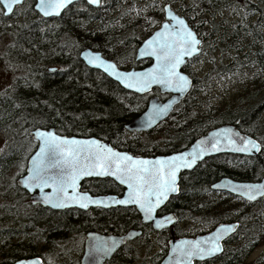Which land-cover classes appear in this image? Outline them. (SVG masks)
<instances>
[{
  "label": "trees",
  "instance_id": "trees-1",
  "mask_svg": "<svg viewBox=\"0 0 264 264\" xmlns=\"http://www.w3.org/2000/svg\"><path fill=\"white\" fill-rule=\"evenodd\" d=\"M102 1L106 2L98 8L79 1L58 18L43 19L32 14L33 1L28 0L22 5L28 7V14L23 13L24 18L11 27L4 25L6 17L0 7V37L9 35L11 39L0 60L16 80L0 94V130L13 131L12 136H18L17 127H21L26 139H29L28 132L36 127L52 128L67 136L95 135L109 139L118 149L139 155L184 149L222 124L235 125L241 133L250 136L261 133L264 137V125L259 120L264 106V99L259 98L264 93V0H245L240 8H236L234 0H178L176 11L203 37L201 54L208 47V40L215 45L212 49L229 52L231 60L215 62L211 73L234 82L233 90L229 88L234 98L232 103L218 108L210 102H202L198 95L200 80L189 69L199 55L183 68L192 79L188 94L153 133L144 136L128 134L124 125L145 110L151 95L161 100L166 95H160L158 90L151 95L127 92L101 72L86 67L79 54L85 48L98 51L123 70L147 66L149 60L135 61V51L163 19L162 6L154 3L148 7L138 0ZM22 6L12 15L21 12ZM228 10H235L233 18L218 19L220 12ZM149 20L156 23L150 24ZM203 25L204 31L200 28ZM52 68L55 71H49ZM10 162L15 163V160L9 154L0 157V175L10 169ZM261 167L264 163L258 158L218 155L197 166L186 183L206 187L222 177L247 181L256 178ZM14 186L12 183L9 188ZM10 202L13 203L8 199L7 203ZM206 206L203 204V209ZM217 209L219 220L244 218L237 235L243 234L248 227V234L252 236L236 240L231 252L226 248L219 258L220 264H243L258 245L254 236L259 231L263 233V229L257 221L247 225L246 206L239 200L219 195ZM9 213L12 215L13 207L9 208ZM76 215L81 216V213L42 209L39 222L29 220L25 224L24 243H14L13 231L6 232L0 227V238L8 240L0 245L6 259L1 264L33 256L48 264L46 258L54 247L64 249L66 246L64 253L71 256L67 251L69 237L81 231L75 224L83 225L84 230L117 232V228L111 226L115 225L111 223V215L104 226L97 220L83 222L84 216L72 217ZM256 264H264V253Z\"/></svg>",
  "mask_w": 264,
  "mask_h": 264
},
{
  "label": "snow or ice",
  "instance_id": "snow-or-ice-1",
  "mask_svg": "<svg viewBox=\"0 0 264 264\" xmlns=\"http://www.w3.org/2000/svg\"><path fill=\"white\" fill-rule=\"evenodd\" d=\"M21 2L22 0H0V5L7 9L4 13L7 15L14 11L13 5ZM71 3L72 0H37L35 7L43 17H50L60 15L61 10ZM87 3L99 4L100 0H87ZM160 11L164 14L165 22L144 41L140 49L142 56L148 55L155 59L156 62L151 68L144 72H119L116 65L101 59L99 54L91 53L86 55L88 63L115 77L125 88L134 89L136 92H145L153 84L184 92L189 84L188 77L178 69L186 63L185 57H193L200 52L201 41L185 19L173 12L170 4L163 5ZM148 23L154 24L156 21L149 20ZM167 108V104L152 105L146 113L145 123H154ZM212 135L213 141L210 143L213 150L221 143L220 136L236 152L248 153L261 148L255 140L240 136L230 128L221 129ZM35 137L39 141V151L32 156L27 167V176L20 183L28 191L39 189L40 199L44 204L56 208L75 204L80 208H87L90 204L105 203L91 198L86 192H77V182L85 176H112L128 188L126 198L116 203L135 204L146 221L153 220V214L168 199V194L177 190V171L180 168H190L199 156L208 151L203 146L204 141H197L191 152L146 160L116 152L95 140H69L50 131L39 130L35 132ZM21 168L23 169V165ZM46 188H50L51 192L46 193ZM230 191L252 201L257 196H264V184H237ZM168 223H171L168 216L155 219V228L163 229ZM233 231L232 226L221 225L208 238L178 241L171 248V254H175L171 264H192L193 258L203 260L215 255L221 251L220 240ZM122 243V240L117 241L112 237H94L87 252L92 258L90 264H100L101 259L111 255L117 245ZM30 264H39V261H31Z\"/></svg>",
  "mask_w": 264,
  "mask_h": 264
},
{
  "label": "flooded vegetation",
  "instance_id": "flooded-vegetation-1",
  "mask_svg": "<svg viewBox=\"0 0 264 264\" xmlns=\"http://www.w3.org/2000/svg\"><path fill=\"white\" fill-rule=\"evenodd\" d=\"M161 124L162 123H159L152 130L145 133H128L125 129L124 130L130 135L137 134L140 136H144L153 133V131ZM74 137L94 138L103 143H108L114 150L127 152L114 147L112 145V142L104 137L95 135ZM193 142L194 141H192V143ZM259 143L262 148L260 154L255 157L246 158L250 160L258 158L264 163V144L261 142ZM32 145L33 151L31 152V154L37 148V143L33 142ZM188 147L180 150H175L173 152L167 151L164 153L151 155H139L130 152L127 153L136 157L154 158L157 156H168L174 153L182 152ZM21 153L22 152H19L18 154L20 155ZM201 163H199L197 166H199ZM197 166L191 171H184L180 173L178 177L176 192L174 194H169L168 199L165 200L164 203L153 214L154 219H159L164 216H168L171 218V223L166 224L163 229H156L151 220L146 221L135 204L128 205L126 207L116 206L107 209L96 207L89 208L88 210H79L77 208H71L69 210L61 211L60 213L65 211H76L77 214L81 213V216H84L83 218H81L83 222L97 220L102 226L109 223L110 220H108V215H111V217L113 218L111 223H115V225L111 226L117 228V232L103 230H84L83 225L75 224L77 229L81 228V231H79L78 234L72 233L71 237H69V244L71 242L72 245L70 244V246L67 247V251L73 257L70 264H81V259L84 254L86 235L88 233H98L106 236H124L131 231L132 233H136V235H134L130 240H127L124 244L120 245L109 258L105 259L102 262V264H160L168 255L170 242L173 239H194L198 236L206 235L220 223H238L236 232L222 242V253L226 248L230 252L233 251L237 243L236 240L252 237L250 234H248V227L246 231L243 232V234L240 233L237 235V233H239L240 226L242 225L241 221H243L244 218H241V220H237L234 218H227L222 220L218 219V198L220 195L222 197L228 196L232 200H239L246 206L244 215L245 218L248 217L247 220L245 219L247 221V225H250L251 223L253 224L254 221H257L259 226L262 227L261 221L262 219L264 220V196H262L255 202H249L238 197L231 196L225 192L211 190V185L219 179L208 184L206 187L203 184L201 185L197 183H186L189 175L197 169ZM24 173L25 170L23 174ZM262 180H264V167L260 168V170L258 171V176L256 178L244 182L257 183ZM194 190L199 192L195 193ZM18 191H20L21 196L15 200L14 204L12 203V215H10L9 213V208L5 207L4 209L7 212L4 213L3 216H0V219L1 217H9L13 220L11 221V223L8 222L4 225V229L6 232L12 230L14 235L16 236L12 240H15L17 237L20 240L21 238L25 240V223L29 220H33L35 223L39 222L41 219V210L44 208H42L40 205L33 206L30 202V195L23 190L18 189ZM77 192H86L90 197L111 196L117 199H121L126 193V188L116 183L111 178H84L79 182ZM16 194H18V192H16L15 195ZM34 194H37V192L35 191ZM2 197L7 198L5 193L2 195ZM9 197L13 199L12 195H8V198ZM203 204L207 205L206 209H203ZM209 205L211 206V209L209 208ZM81 216L76 215L72 217L77 218ZM78 220H80V218ZM74 223H76V221ZM254 223L256 224V222ZM254 237H256V239L258 240V245L252 251H254L260 245L261 240L264 239V233H261V231H259V233ZM5 239V237L0 238L1 245L4 244V242L8 241L7 239ZM69 247L70 249L68 250ZM222 253L218 256H214L203 261H194L193 264H220L222 263V260H220L219 258ZM254 264H256V262Z\"/></svg>",
  "mask_w": 264,
  "mask_h": 264
},
{
  "label": "water",
  "instance_id": "water-1",
  "mask_svg": "<svg viewBox=\"0 0 264 264\" xmlns=\"http://www.w3.org/2000/svg\"><path fill=\"white\" fill-rule=\"evenodd\" d=\"M25 1L27 0H22V2L20 4H17V5H13V9H15L16 7H19L21 6ZM34 2V5H33V10L34 12H36L41 18L43 19H52V18H58L68 7H70L71 5H73L74 3L76 2H79V1H84L87 5H89L90 7L92 8H98L100 5H101V0H100V3L99 4H93V5H90L87 3V0H72V3L68 6H66L65 9L61 10V14L60 15H57V16H50V17H43L39 11L36 9L35 5H36V2L37 0H32ZM2 10H3V16L4 17H9L12 15L13 12H10L8 13L7 15H5L4 13L7 12V9H5L3 7V5H0ZM173 10V9H172ZM173 12L180 16L177 12H175L173 10ZM182 17V16H180ZM183 19H185L184 17H182ZM186 21V20H185ZM165 22V18H164V14H163V21L160 23V25L162 23ZM187 23V21H186ZM188 24V23H187ZM159 25V26H160ZM190 27V26H189ZM191 28V27H190ZM192 29V28H191ZM159 30V27L156 28L148 37H146L140 44L139 46L137 47L136 49V52H135V61L139 62V61H143V60H149L150 63L143 67V68H140V69H135V68H130L128 70H123V69H119L117 67V65L111 61V60H108L106 58H104L102 56V54L98 51H93L89 48H85L83 49L80 54H79V59L84 63V65L90 69H93V70H97L99 72H101L102 74H104L107 78H109L110 80H112L113 82L117 83L122 89H124L125 91L127 92H130V93H133V94H136V95H146V94H149L151 93L154 89H157L158 92L162 95H168V97L164 100H160L157 96H151L148 98L147 100V105H146V108L145 110L140 114L138 115L137 117L131 119L129 122H127V124H125L124 126V129L129 132V133H133V132H137V133H141V132H147V131H150L152 130L155 126H157L159 123H161L162 121H164L173 111V109L182 101V99L187 95V93L189 92V90L191 89V86H192V79L182 71L184 65L194 59L195 57L199 56L200 53H201V50L200 52L194 54L193 57H185V61L186 63L182 64L178 71L181 72L183 75L187 76L188 77V81H189V84H188V87L186 88V90L184 92H179V91H174V90H171V89H168L166 87H161L160 85H157V84H153L151 85V87L145 91V92H136L134 89H131V88H125L123 84H121L115 77L113 76H110L108 75V73L104 72L102 69L94 66V65H91L88 63L87 59H86V55L91 53V54H99V56L101 57V59L105 60L106 62L108 63H112L114 65H116L117 67V71L119 72H144L146 71L147 69L151 68L152 65L156 62L154 58L148 56V55H141L140 54V49L143 47V44H144V41L149 39L154 32L158 31ZM193 30V29H192ZM193 32L196 34V32L193 30ZM197 35V34H196ZM197 38L201 41V45H202V40L201 38L198 37L197 35ZM201 45L199 46L200 49H201ZM49 71L53 72L55 71L54 68L52 69H49ZM164 105V104H167L168 105V108L167 110L154 122L152 123L151 125H147L145 123V119H146V113L149 112V109L152 107V105ZM225 128H230L232 129L233 131H235L236 133H238L240 136H246L248 137L249 139H253L252 137L246 135V134H243L241 133L235 125H232V124H223V125H220V126H217L213 129H211L210 131H208L205 135L199 137L198 139H196L186 150L182 151V152H178V153H174V154H171V155H168V156H157V157H154V158H144V157H136V156H132L131 154L127 153V152H121V151H118V150H114L108 143H103L101 141H98L94 138H79V137H74V136H64V135H59L55 132L54 129L50 128V129H43V128H35V129H32L30 132H29V136L31 138V140L35 143H37V148L36 150L33 152V154L29 157L28 161H27V166H26V171H25V174L21 177H19L17 180H16V186L24 191H26L29 195H30V202L33 206H36V205H40L41 207L43 208H47V209H50L52 211H63V210H68V209H71V208H77L79 210H88L89 208H104V209H107V208H111V207H116V206H122V207H126L128 205H132L133 203H128V204H118L116 203V201L118 200H123L126 198L127 196V193H128V188L126 185H123V184H120L119 181H117L114 177L112 176H104V177H100V176H85V177H82L80 180H78L77 182V188H78V185H79V182L84 179V178H111L112 180H114L116 183L120 184L121 186L125 187L126 188V193L124 195L123 198L121 199H117V198H114V197H111V196H100V197H91L93 199H96V200H101V201H104L105 203H101V204H90L87 208H80L78 205H69L68 207H64V208H56V207H52L50 204H44L42 202V200L40 199V191L39 189L37 188H33L32 191H28L24 186L23 184L20 183V180L27 176V167L29 166L30 164V161H31V158L32 156H34L36 154L37 151H39V141L38 139L35 137V132L37 130L39 131H50L52 132L54 135L56 136H59V137H62L64 139H69V140H95L97 141L98 143L102 144V145H105L109 148H112L114 151L116 152H120V153H124L128 156H131L133 157L134 159L135 158H139V159H146V160H155V159H163V158H166V157H169V156H173V155H178L180 153H185V152H191L193 147L197 145V141H204V145L203 146H206L208 148V151H206L203 155L199 156L197 158V160L195 161V163L192 164V166L190 168H180L177 173H176V189H177V182H178V177L180 175L181 172H184V171H191L193 168H195L200 162H202L203 160H205L206 158H209V157H213V156H217V155H221V154H231V155H240V156H257L260 152H261V148L259 151L253 149L251 152H248V153H244V152H236V151H233L231 149V147H229L224 141H223V136H220L219 139L221 140V143L217 146V149L213 150L211 148V141H213V133H217L219 132L221 129H225ZM254 140V139H253ZM256 141V140H255ZM257 142V141H256ZM258 143V142H257ZM259 144V143H258ZM185 159H191V157H185ZM237 184H264V180L260 181V182H257V183H249V182H239V181H234L232 179H229V178H221L219 179L218 181L214 182L212 185H211V190L213 191H218V192H225L227 194H230L232 196H236V197H240L236 192H233V191H230V188L233 186V185H237ZM37 192V194H34V192ZM71 191V189H69V192ZM45 192H51V189L50 188H46L45 189ZM176 192V191H175ZM175 192H171L169 194H174ZM168 194V196H169ZM262 196H257L255 200H252V201H249V202H255L257 200H259ZM242 198V197H240ZM243 200H246L248 201L246 198H242ZM139 210V209H138ZM141 213V212H140ZM142 214V213H141ZM143 216V214H142ZM155 226V219L151 220ZM221 225H224V226H232L234 228V231L231 232V233H228L227 235H225L223 237V239L220 240V245H221V251L216 253L215 255L211 256V257H206L204 258L203 260L205 259H209V258H212L214 256H218L221 252H222V242L228 238L229 236H231L232 234H234L237 230V227H238V224L237 223H221L219 224L218 226H216L210 233L206 234V235H203V236H198L194 239H183V240H190V241H194V240H202V239H205V238H208L210 237L211 234H213L216 229L218 227H220ZM157 229V228H156ZM134 235H132V231L131 232H128V234L124 235V236H112V235H102V234H98V233H88L86 235V240H85V245H84V254H83V257L81 259V264H90V261H91V257H89L87 255V252L89 250V245L90 243L92 242V239L94 237H101V238H107V237H112L113 239L117 240V241H120L122 240L124 244L127 240H130ZM178 241H181V240H172L170 242V249H169V253L168 255L166 256V258L160 263V264H171V262L175 259V254H171V248L173 245H175ZM122 244H118L117 245V248L122 245ZM116 248V249H117ZM113 254V253H112ZM111 254V255H112ZM111 255L107 256V257H104L103 259L100 260V264H102V262L109 258ZM199 258H193L192 260V264L194 261H203ZM31 261H39V264H42V261L39 257H30V258H25V259H19V260H16L14 261L13 263H10V264H30Z\"/></svg>",
  "mask_w": 264,
  "mask_h": 264
},
{
  "label": "rangeland",
  "instance_id": "rangeland-1",
  "mask_svg": "<svg viewBox=\"0 0 264 264\" xmlns=\"http://www.w3.org/2000/svg\"><path fill=\"white\" fill-rule=\"evenodd\" d=\"M141 1V3L144 6H152V4L157 3L161 6L165 4V0H138ZM245 0H234V3L236 5V8H240V6L244 3ZM251 2H258L259 0H250ZM106 1H102V3H105ZM149 2V5L147 4ZM169 2V1H168ZM171 7L176 11L177 6L180 4L178 0H171L169 2ZM28 7L26 5L21 7V12H19L16 16L11 15L9 17H6L5 24L6 26L11 27L12 25L16 24L18 21H21L24 17L23 13H27ZM235 11V10H234ZM234 11L228 10L220 12V14L217 15L218 19H231L234 17ZM28 14V13H27ZM34 15L35 13L32 12ZM253 16V15H250ZM163 20V19H162ZM161 20V21H162ZM160 24V23H159ZM202 31H204V25L200 27ZM200 36V35H199ZM202 39L203 37L200 36ZM11 43V39L9 38V35H4L0 37V56L3 55L5 50L7 49V46ZM210 44V41L208 40V47H206V50L200 54L199 59L191 63L189 66V69L193 71L194 75L199 78L200 82L198 85V95L203 99V103L210 102L212 105H215L217 108L224 106L225 103H232L233 95L231 92V88L233 90L232 85L230 81H227L226 79H223L222 77L218 75H214L211 73V69L215 62L221 63V62H228L231 60V56L229 55L228 51H220L219 48L216 50L212 49L211 47H215V45ZM207 76V79L205 77ZM204 78V80H202ZM15 80V75L10 72L7 69V66L0 60V94L3 93L5 90L9 89ZM231 87V88H230ZM230 88V89H229ZM259 98L264 99V93H261L259 95ZM204 109V108H203ZM259 120L262 125H264V106L260 110L259 114ZM18 130V136H12L11 133L5 132L3 130H0V157L4 154H9L13 157L15 160V163L10 162V169L6 170L3 175H0V216H3L4 213L7 211L4 209L5 207H12L10 206L12 203L8 204V199H11L13 204L17 198H19L20 191H18V188L15 186L10 189L9 186L12 185V183L15 184L16 179L21 176L25 169V163L28 158V156L31 155V152L33 151V145L30 139H26V137H23L25 134V131L21 129V127H17ZM256 139L264 144V137L263 134L258 133L256 134ZM32 150V151H31ZM19 152H22L20 155ZM8 156V155H7ZM23 165V169L21 166ZM2 171V170H0ZM18 192V194L15 195V193ZM6 194L7 198L8 195H12V198H5L2 197L3 194ZM254 220V219H251ZM13 221L12 219L1 217L0 219V227H5V223H8ZM27 224V222L25 223ZM263 233H264V220L261 221ZM3 228L1 230H3ZM23 240V241H22ZM25 242L24 239L21 238L18 239V237L13 240L14 243L17 242ZM71 244V242H70ZM70 244L68 246H70ZM1 245V241H0ZM72 245V244H71ZM66 249V246L64 249L62 248H56L54 247L51 251V255H49L46 259L48 260V264H70L73 257L71 255L68 256L66 253H64ZM70 247L68 248V250ZM264 253V239L261 240L260 245L252 251V253L247 257V259L244 261L243 264H254L257 262L262 254ZM5 253L0 250V264L3 263L6 259L4 257Z\"/></svg>",
  "mask_w": 264,
  "mask_h": 264
}]
</instances>
